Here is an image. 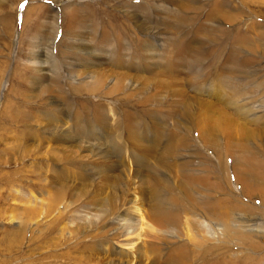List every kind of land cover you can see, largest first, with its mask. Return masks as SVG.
Listing matches in <instances>:
<instances>
[{"label":"rangeland","instance_id":"obj_1","mask_svg":"<svg viewBox=\"0 0 264 264\" xmlns=\"http://www.w3.org/2000/svg\"><path fill=\"white\" fill-rule=\"evenodd\" d=\"M0 264H264V0H0Z\"/></svg>","mask_w":264,"mask_h":264},{"label":"bare ground","instance_id":"obj_2","mask_svg":"<svg viewBox=\"0 0 264 264\" xmlns=\"http://www.w3.org/2000/svg\"><path fill=\"white\" fill-rule=\"evenodd\" d=\"M231 153V152H230ZM233 154V153H232ZM235 156V155H234Z\"/></svg>","mask_w":264,"mask_h":264}]
</instances>
